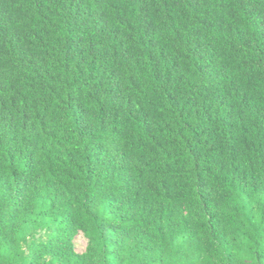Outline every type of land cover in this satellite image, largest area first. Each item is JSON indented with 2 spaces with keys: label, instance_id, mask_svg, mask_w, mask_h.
Segmentation results:
<instances>
[{
  "label": "trees",
  "instance_id": "1",
  "mask_svg": "<svg viewBox=\"0 0 264 264\" xmlns=\"http://www.w3.org/2000/svg\"><path fill=\"white\" fill-rule=\"evenodd\" d=\"M0 264H264V0H0Z\"/></svg>",
  "mask_w": 264,
  "mask_h": 264
},
{
  "label": "rangeland",
  "instance_id": "2",
  "mask_svg": "<svg viewBox=\"0 0 264 264\" xmlns=\"http://www.w3.org/2000/svg\"><path fill=\"white\" fill-rule=\"evenodd\" d=\"M74 247L77 253H82L86 247V239L79 233L74 239Z\"/></svg>",
  "mask_w": 264,
  "mask_h": 264
}]
</instances>
